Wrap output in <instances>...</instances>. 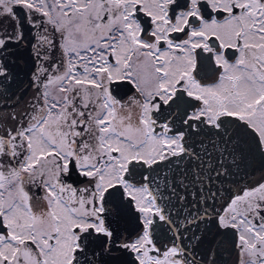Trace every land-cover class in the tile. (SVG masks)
Segmentation results:
<instances>
[{
    "label": "snow or ice",
    "instance_id": "snow-or-ice-1",
    "mask_svg": "<svg viewBox=\"0 0 264 264\" xmlns=\"http://www.w3.org/2000/svg\"><path fill=\"white\" fill-rule=\"evenodd\" d=\"M0 88V264H264V0H0Z\"/></svg>",
    "mask_w": 264,
    "mask_h": 264
},
{
    "label": "water",
    "instance_id": "water-1",
    "mask_svg": "<svg viewBox=\"0 0 264 264\" xmlns=\"http://www.w3.org/2000/svg\"><path fill=\"white\" fill-rule=\"evenodd\" d=\"M22 79V77H21ZM12 90L16 89V84L13 83L11 85ZM2 90V88H0ZM247 173V174H245ZM262 172L260 169V161L257 157L255 161H253L252 166L247 168L245 171L241 172L240 175L236 178L241 186L248 182H254L261 178ZM236 257V250L234 248H230L228 251L222 253V258L224 264H233Z\"/></svg>",
    "mask_w": 264,
    "mask_h": 264
},
{
    "label": "flooded vegetation",
    "instance_id": "flooded-vegetation-1",
    "mask_svg": "<svg viewBox=\"0 0 264 264\" xmlns=\"http://www.w3.org/2000/svg\"><path fill=\"white\" fill-rule=\"evenodd\" d=\"M237 261H238V253L236 252V257H235V261L233 264H237Z\"/></svg>",
    "mask_w": 264,
    "mask_h": 264
}]
</instances>
